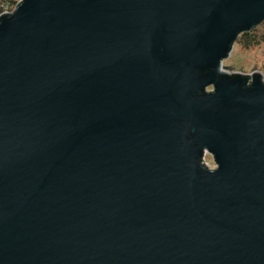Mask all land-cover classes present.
<instances>
[{
	"label": "water",
	"instance_id": "water-1",
	"mask_svg": "<svg viewBox=\"0 0 264 264\" xmlns=\"http://www.w3.org/2000/svg\"><path fill=\"white\" fill-rule=\"evenodd\" d=\"M263 22L264 0L1 15L0 264H264V78L222 66Z\"/></svg>",
	"mask_w": 264,
	"mask_h": 264
},
{
	"label": "rangeland",
	"instance_id": "rangeland-1",
	"mask_svg": "<svg viewBox=\"0 0 264 264\" xmlns=\"http://www.w3.org/2000/svg\"><path fill=\"white\" fill-rule=\"evenodd\" d=\"M20 0H15L17 4ZM224 71L233 74L251 75L258 73L264 78V44L245 49L239 44H235L229 59L222 63ZM210 167L216 163L213 156L207 157Z\"/></svg>",
	"mask_w": 264,
	"mask_h": 264
},
{
	"label": "trees",
	"instance_id": "trees-1",
	"mask_svg": "<svg viewBox=\"0 0 264 264\" xmlns=\"http://www.w3.org/2000/svg\"><path fill=\"white\" fill-rule=\"evenodd\" d=\"M9 2L15 3V0H0V5ZM235 44H239L245 49H251L264 44V22L262 25L256 27L252 32L243 33L240 35L238 41Z\"/></svg>",
	"mask_w": 264,
	"mask_h": 264
},
{
	"label": "built area",
	"instance_id": "built-area-1",
	"mask_svg": "<svg viewBox=\"0 0 264 264\" xmlns=\"http://www.w3.org/2000/svg\"><path fill=\"white\" fill-rule=\"evenodd\" d=\"M20 1H21V0H20ZM20 1H19V2H20ZM19 2H18V3H19ZM18 3L16 4V3H11V2H9V3H6V4H2V5H0V16L3 15V14H9V13H12V12L16 9ZM209 90H211V89H209ZM208 156H212V155H211L208 151H206V152H205V158H204L205 166H206L208 169H210V170H214V169L216 168V164H215L213 167H210V165H209L208 162H207V157H208Z\"/></svg>",
	"mask_w": 264,
	"mask_h": 264
}]
</instances>
